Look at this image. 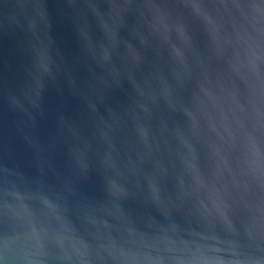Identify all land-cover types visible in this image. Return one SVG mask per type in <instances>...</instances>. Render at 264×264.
<instances>
[{"label": "water", "instance_id": "water-1", "mask_svg": "<svg viewBox=\"0 0 264 264\" xmlns=\"http://www.w3.org/2000/svg\"><path fill=\"white\" fill-rule=\"evenodd\" d=\"M0 264H264V0H0Z\"/></svg>", "mask_w": 264, "mask_h": 264}]
</instances>
